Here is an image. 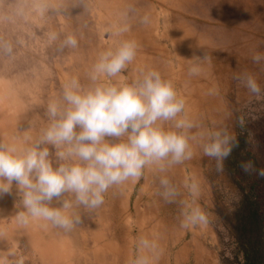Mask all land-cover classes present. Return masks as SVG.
<instances>
[{"label":"rangeland","instance_id":"obj_1","mask_svg":"<svg viewBox=\"0 0 264 264\" xmlns=\"http://www.w3.org/2000/svg\"><path fill=\"white\" fill-rule=\"evenodd\" d=\"M121 28L127 31L118 33ZM53 32L56 41L49 39ZM69 34L78 47L61 49ZM124 40L139 47L122 77L132 81L141 71L157 70L185 99V114L199 125L193 129V158L163 174L155 165L146 167L138 181L110 188L97 210L74 208L83 223L69 232L43 221L18 224L14 188L0 198V264H132L141 236L161 250L151 264H174L179 247L198 241L214 250L218 264H233L234 215L242 190L253 181L264 214V176L259 174L264 170V95L249 94L233 79L251 72L264 88V63L252 61L264 54V0H0V43L12 48L11 55L0 53V141L25 146L38 138L47 126L48 103L72 78L90 83L99 54ZM204 56L209 59H197ZM194 64L201 71L189 76ZM212 89L216 92L210 95ZM218 126L241 139L240 152L256 162L252 171L231 174L225 159L218 172L216 161L202 155L198 133ZM161 175L171 177L180 193L167 206L160 195ZM192 180L200 184L196 203L210 213V223L185 229L181 212L193 197L184 183ZM192 262L191 257L186 264Z\"/></svg>","mask_w":264,"mask_h":264},{"label":"clouds","instance_id":"obj_2","mask_svg":"<svg viewBox=\"0 0 264 264\" xmlns=\"http://www.w3.org/2000/svg\"><path fill=\"white\" fill-rule=\"evenodd\" d=\"M124 31L127 28L118 33ZM49 39L56 41L58 34L51 33ZM77 47L72 34L60 44L61 49ZM138 47L135 40H124L99 54L89 74L90 83L69 80L61 95L48 103L47 126L33 142L18 146L0 141V198L12 195L15 188L20 206L15 217L18 224L43 221L69 232L83 223L74 208L97 210L110 188L138 181L146 167L155 165L163 174L193 158V129L199 125L185 114V99L178 95L173 81L157 70L141 71L132 81L122 77ZM0 53L11 55V46L0 43ZM252 61L261 65L264 54L253 55ZM200 71L194 64L189 76ZM233 79L249 94L264 95L254 73L243 72ZM215 92L212 89L209 94ZM198 136L202 155L214 159L216 170L223 171V161L237 146L234 135L227 127L218 126L202 130ZM241 167L245 172L253 170L250 161ZM259 174L264 176V170ZM159 185L165 203H175L180 193L171 179L161 175ZM184 187L193 202L181 212V227L207 226L210 213L196 203L200 184L185 181ZM54 201L59 206H53ZM136 247L132 264H151L161 251L157 242L144 236Z\"/></svg>","mask_w":264,"mask_h":264},{"label":"trees","instance_id":"obj_3","mask_svg":"<svg viewBox=\"0 0 264 264\" xmlns=\"http://www.w3.org/2000/svg\"><path fill=\"white\" fill-rule=\"evenodd\" d=\"M235 142L237 146L226 158V162L230 173L237 175L247 157L250 159L248 162L250 161L254 167L256 162L251 159L248 152H240L241 139L236 138ZM242 172L245 173L244 170ZM250 175L248 173L249 177ZM257 186L256 181H253L248 191L242 190V198L235 211L233 231L237 253L233 264H264V214L260 210L261 204L258 198L260 191ZM238 254L241 256L240 259Z\"/></svg>","mask_w":264,"mask_h":264},{"label":"crops","instance_id":"obj_4","mask_svg":"<svg viewBox=\"0 0 264 264\" xmlns=\"http://www.w3.org/2000/svg\"><path fill=\"white\" fill-rule=\"evenodd\" d=\"M199 243V244H198ZM190 254V257L189 255ZM192 257V264H218V258L214 250L208 248V246L201 245V242H196L194 246L189 244L179 247L173 256L174 264H186L189 263V260ZM208 259V260H206ZM205 260V261H204ZM212 260V261H211ZM188 261V262H187ZM200 261H202L200 263ZM207 261V263H206ZM204 262V263H203ZM212 262V263H211Z\"/></svg>","mask_w":264,"mask_h":264},{"label":"bare ground","instance_id":"obj_5","mask_svg":"<svg viewBox=\"0 0 264 264\" xmlns=\"http://www.w3.org/2000/svg\"><path fill=\"white\" fill-rule=\"evenodd\" d=\"M97 1H98V3L101 2V0H97ZM105 9H106V7H105ZM187 162H188V161H187ZM189 162H190V161H189ZM193 163H194V162H193ZM193 163H192V164H193ZM195 165H196V164H195ZM152 169H153V168H152ZM185 171H186V170H185ZM169 178L171 179V177H169ZM140 181H141V180H140ZM171 181H172V179H171ZM110 191H111V189H110ZM159 193H160V192H159ZM120 195H121V194H120ZM141 196H142V195H141ZM120 197H121V196H120ZM140 198H141V197H140ZM143 198H144V197H143ZM115 200H116V199H115ZM146 200L148 201V199H146ZM177 200H178V199H177ZM143 202H144V201H143ZM178 204H179V203H178ZM178 204H177V205H178ZM188 204H189V203H188ZM112 205H113V204H112ZM167 205H169V203L166 204V206H167ZM166 206H164V207L167 208ZM178 206H181V203H180ZM127 207H128V206H127ZM174 207H177V206H174ZM174 207H173V208H174ZM111 208H112V207H111ZM173 208H172V209H173ZM181 208H182V206H181ZM172 209H171V212H172ZM176 209H177V208H176ZM182 209H183V208H182ZM174 210H175V209H174ZM178 210H180V208H178ZM178 210H175V214H176V216H178V215H177ZM183 210H184V209H183ZM112 211H113V210H112ZM124 211H125V210H124ZM157 211H159V210H157ZM157 211H156V213H157ZM163 211H164V210H163ZM176 212H177V213H176ZM108 213H109V212H108ZM110 213H111V212H110ZM110 213H109V215H112V214H110ZM167 213H169V212H167ZM175 214H173V216H175ZM179 214H180V213H179ZM107 215H108V214H107ZM109 215H108V216H109ZM169 216H171V214L168 215V217H169ZM180 216H181V215H180ZM156 217H157V216H156ZM178 217H179V216H178ZM178 217H177V218H178ZM102 218L104 219V217L101 216L100 219H102ZM100 219H98V220H100ZM103 219H102V220H103ZM110 219H111V218H110ZM116 219H117V218H116ZM117 220H118V219H117ZM117 220H116V221H117ZM170 220H171V219H170ZM174 220H176V219L174 218ZM96 222H97V221H96ZM121 222H122V221H121ZM107 224H108V222H107ZM111 226H112V225H111ZM101 228H102V227H101ZM188 255H189V257H190V254H188ZM188 260H189V259H188ZM206 260H208V259H206ZM204 261H205V260H204ZM211 261H212V260H211ZM187 262H188V261H187ZM201 262H202V261H200V263H201ZM203 263H204V262H203ZM206 263H207V261H206ZM211 263H212V262H211ZM194 264H197V263H194ZM198 264H199V263H198Z\"/></svg>","mask_w":264,"mask_h":264}]
</instances>
